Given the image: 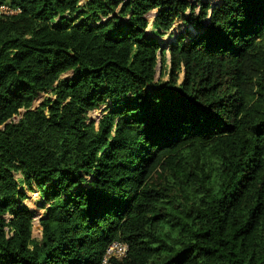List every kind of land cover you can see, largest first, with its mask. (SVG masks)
I'll return each instance as SVG.
<instances>
[{
	"label": "trees",
	"instance_id": "obj_1",
	"mask_svg": "<svg viewBox=\"0 0 264 264\" xmlns=\"http://www.w3.org/2000/svg\"><path fill=\"white\" fill-rule=\"evenodd\" d=\"M82 1L0 0V264H264V0Z\"/></svg>",
	"mask_w": 264,
	"mask_h": 264
},
{
	"label": "rangeland",
	"instance_id": "obj_2",
	"mask_svg": "<svg viewBox=\"0 0 264 264\" xmlns=\"http://www.w3.org/2000/svg\"><path fill=\"white\" fill-rule=\"evenodd\" d=\"M220 0H212L211 3L215 4ZM84 0L81 2L83 3ZM198 10V7L195 8V11ZM188 13V12H187ZM153 14L154 11H151L148 15V21H149V27H148V31H151V22L153 19ZM185 28V22L183 21V18H179L177 19L172 27L163 35L160 37V39L163 40L164 44H168L171 40H175L177 38V36L184 31ZM151 33V32H150ZM168 64H169V60L167 59L165 61L164 66H161V62L159 61L157 64V68H156V77L155 79H161V80H166L167 79V71L169 70L168 68ZM70 75V72L65 73L63 75V77H67ZM181 75V74H180ZM49 94H44L41 97H39L38 99H36L34 101V106L36 107L37 105H40L43 101V99L45 97H47ZM50 96V95H49ZM103 110V106L100 108H95L93 110H91L89 112V117L92 121H94L95 123L98 122V120L101 118V115L103 114L102 112ZM18 118H16L15 120H17ZM16 179H20L21 178V174L19 172H17L15 174ZM20 188H22L24 190V192L26 193V198L22 200V203L26 206H28V208L30 209V211L33 213V218H32V228H31V235L34 238L39 237V232L41 231V227L39 225V219L41 217H43L45 209L43 207V202H42V198L39 194V192L37 190H29L27 189L24 184L19 185Z\"/></svg>",
	"mask_w": 264,
	"mask_h": 264
},
{
	"label": "built area",
	"instance_id": "obj_3",
	"mask_svg": "<svg viewBox=\"0 0 264 264\" xmlns=\"http://www.w3.org/2000/svg\"><path fill=\"white\" fill-rule=\"evenodd\" d=\"M18 7L9 4H0V17L15 15L19 12ZM128 244L121 239H113L104 248L99 264H109L111 258L121 259L126 256Z\"/></svg>",
	"mask_w": 264,
	"mask_h": 264
},
{
	"label": "water",
	"instance_id": "obj_4",
	"mask_svg": "<svg viewBox=\"0 0 264 264\" xmlns=\"http://www.w3.org/2000/svg\"><path fill=\"white\" fill-rule=\"evenodd\" d=\"M34 107H35V106H34ZM22 111H23V110H20V111H19V116L22 114ZM16 118H18V116H14V117H13L14 120H15ZM40 235H41V231L39 232V236H40Z\"/></svg>",
	"mask_w": 264,
	"mask_h": 264
}]
</instances>
